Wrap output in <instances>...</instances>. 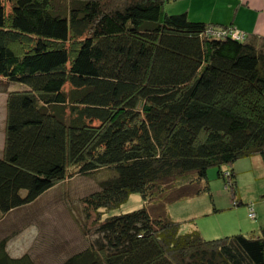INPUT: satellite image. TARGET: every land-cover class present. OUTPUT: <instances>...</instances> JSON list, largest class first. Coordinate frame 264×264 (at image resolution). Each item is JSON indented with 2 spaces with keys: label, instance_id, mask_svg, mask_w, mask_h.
I'll return each mask as SVG.
<instances>
[{
  "label": "trees",
  "instance_id": "16d2710c",
  "mask_svg": "<svg viewBox=\"0 0 264 264\" xmlns=\"http://www.w3.org/2000/svg\"><path fill=\"white\" fill-rule=\"evenodd\" d=\"M168 2L0 0V78L25 85L5 98L0 218L67 178L114 171L80 199L87 242L58 264H264V227L205 239L162 209L99 217L131 193L163 206L209 193L210 168L235 197L228 167L264 162V36L216 35L241 31ZM13 236L0 264H36L8 253Z\"/></svg>",
  "mask_w": 264,
  "mask_h": 264
},
{
  "label": "rangeland",
  "instance_id": "374dc122",
  "mask_svg": "<svg viewBox=\"0 0 264 264\" xmlns=\"http://www.w3.org/2000/svg\"><path fill=\"white\" fill-rule=\"evenodd\" d=\"M169 1V5H173L179 0ZM23 88L25 85L20 82L0 78V155L6 94ZM112 175L113 170L102 168L88 175L67 178L34 201L6 213L0 218V238L11 233L14 235L7 243L8 253L13 257L29 253L36 264H58L67 255L82 249L87 237L81 234L80 229L84 216L80 199ZM207 178L209 193L175 199L164 206L145 203L138 193H131L119 206L100 209L99 217L104 220L142 207L162 209L173 220L180 222L181 232L196 227L205 239L220 238L222 235H215L213 231L227 226L228 211H219V207H227L231 195L225 189L223 180L216 177L215 168L209 169Z\"/></svg>",
  "mask_w": 264,
  "mask_h": 264
},
{
  "label": "crops",
  "instance_id": "0c3cea01",
  "mask_svg": "<svg viewBox=\"0 0 264 264\" xmlns=\"http://www.w3.org/2000/svg\"><path fill=\"white\" fill-rule=\"evenodd\" d=\"M170 13L187 12L192 20L219 25H233L239 31L264 36V0H179L167 5ZM228 169L235 173L237 193L227 207V226L213 231L215 235L234 233L255 234L264 227V162L261 157L243 158ZM236 201V205H233ZM252 203L255 217H248V204ZM217 233V234H216Z\"/></svg>",
  "mask_w": 264,
  "mask_h": 264
},
{
  "label": "built area",
  "instance_id": "2783aa9c",
  "mask_svg": "<svg viewBox=\"0 0 264 264\" xmlns=\"http://www.w3.org/2000/svg\"><path fill=\"white\" fill-rule=\"evenodd\" d=\"M225 31H226L227 33L231 34L233 37L238 38V39H241V38H243V36H244V33H243V32H238L237 30H233V31L229 30V31H227V30H223V29H221V28L216 29V30L214 31V33H215L216 35H224ZM248 216H249L250 218H254V216H255L254 208H253L252 205L249 206Z\"/></svg>",
  "mask_w": 264,
  "mask_h": 264
}]
</instances>
